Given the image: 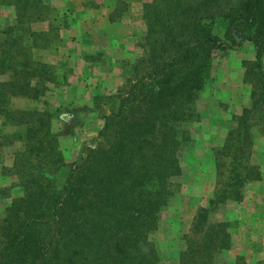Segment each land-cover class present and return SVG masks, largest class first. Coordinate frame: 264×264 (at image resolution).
Returning a JSON list of instances; mask_svg holds the SVG:
<instances>
[{"label":"trees","instance_id":"1","mask_svg":"<svg viewBox=\"0 0 264 264\" xmlns=\"http://www.w3.org/2000/svg\"><path fill=\"white\" fill-rule=\"evenodd\" d=\"M120 1L112 10L116 16L126 6ZM3 7H11L13 17L0 13V72H9L0 81V113L9 110L13 94L44 93L39 82L49 64L35 58L33 48L50 45L59 27L53 22L59 11L45 0H0V12ZM142 12V51L110 95L92 145L68 163L51 140L49 146L41 138L32 142L38 129L25 125L28 149L2 166L16 176L11 186L23 192L3 214L0 264H160L150 234L179 187L180 153L191 139L189 125L199 118L196 101L213 79L219 49L254 48V57L242 61L250 101L229 138L242 151L253 125L264 136V0H144ZM43 20L46 29L32 27ZM12 141L0 134V150ZM47 155V162L58 157L52 167L45 165ZM206 212L200 208L196 223ZM198 230L193 245L180 250L178 264H213L216 253L231 247L227 220Z\"/></svg>","mask_w":264,"mask_h":264},{"label":"rangeland","instance_id":"2","mask_svg":"<svg viewBox=\"0 0 264 264\" xmlns=\"http://www.w3.org/2000/svg\"><path fill=\"white\" fill-rule=\"evenodd\" d=\"M80 1L75 4L107 12L108 20L118 24L109 32L118 30L129 40L132 36L133 53L122 57V51H113L122 58V67L121 71L109 70L112 79L86 67L85 72L92 76L95 73L100 78L94 80L86 75L88 82L85 78L81 81L73 68L76 53L81 50L80 44L104 45L105 40L96 34L104 30V26H91L90 20H81L76 15L77 21L69 27L73 18L67 12H58L53 20L59 26L53 44H57L60 52L54 63H48V70L42 71L39 88L44 93L37 100L13 97V94L7 105L9 110L0 113V134L13 139L0 150V250L5 239L2 233L5 208L23 192L21 186H11L16 176L3 171L2 166L7 168L14 153L28 149L30 139L25 125L32 124L38 129L32 135V142L41 138L43 145L49 146L47 141L51 140L66 162L74 161L85 147L95 142L102 115L110 109V95L122 86L124 77L130 74L131 63L142 51L138 42L144 29V0H124L125 9L118 16L112 10L116 4H123L120 0ZM52 5L58 10L59 5ZM70 7L74 10L72 3ZM2 13L8 21L13 17L11 7H5ZM63 17L67 24L61 25ZM43 24L47 28L48 20ZM99 24L102 23L99 21ZM108 40L110 44L112 39ZM71 49L74 52L71 53ZM253 57L254 48L250 43L215 52L213 79L199 94L196 101L199 118L189 125L191 139L180 153L183 173L177 178L179 187L160 211L157 228L150 234L161 256L160 264H178L180 250L191 247L199 238L198 228L218 220H227L230 224L231 247L216 253L213 264H264V136L258 125H253L242 151L236 148L237 141L228 136L234 120L250 101L251 84L243 78L242 61ZM8 78L9 72H0V81ZM47 129L49 134L44 137ZM54 155V159L50 156L51 161L58 159ZM45 159L47 162L48 155ZM51 161L45 165L52 167ZM63 173L61 171L58 177L62 178ZM200 208H207L204 220L209 221L202 220L198 224Z\"/></svg>","mask_w":264,"mask_h":264},{"label":"crops","instance_id":"3","mask_svg":"<svg viewBox=\"0 0 264 264\" xmlns=\"http://www.w3.org/2000/svg\"><path fill=\"white\" fill-rule=\"evenodd\" d=\"M45 1H47L51 4H54L55 6L59 5L61 7L59 10V6H58L59 13L62 12V14H65L63 12H67L70 15V17L73 18L69 22V25H68L69 27H72L74 25V23L77 21L76 19H78V17H80L79 19H81V20H85V21L90 20L91 26H95V24H97L101 28L104 26V30H101L100 33L96 32L97 35H100L103 38V40H105L104 45L100 44L98 46H92L91 47L87 43H86V45H85V43L80 44L81 50H78L76 53L77 58L74 59V62L76 61V65L74 63L73 68H74V70H76V73L79 74L78 77H79V79L81 78L80 79L81 81L83 80V78L86 77V75H88V77L91 79L94 78V80L100 78L95 73L92 76V75L88 74L87 72H85L86 67L93 68L99 74L100 73L106 74L107 76H104V77H106L107 79L113 77V75H111V73H110L111 71H109V70H112V71L113 70H120L121 71L122 64H121L120 60H122V58H118L116 56L117 53H115L113 51L114 50L122 51V57H124L125 55H127V56L131 55V53H133V49H132L133 48V38H132V36H129L130 40L127 39V35L126 36L123 34L120 35L118 30L115 32H109L110 28H113L114 26H118V24L116 22H111L108 20L106 11L99 10L95 7L88 10V7L84 6V4L80 3V5H77V2L75 4V1H80V0H45ZM71 3L73 4L74 10L70 7ZM4 8L5 7H3L1 9V12H0L3 19H5L4 18L5 16L2 13V10ZM86 11L88 12V14H86ZM99 21L102 24H99ZM43 22H44V20L34 22L32 27L34 29H46V27H44ZM46 26H48V24ZM67 30H68V28H67ZM92 38H94V37H92ZM108 39H112V40H110V42H111L110 44L108 43L109 42ZM125 51H127V52H125ZM59 52H60V48L57 47V44H53V42L46 47H36V48L34 47L33 48V55L35 56V58H37L38 60H40L42 62H46V63H54L55 62L54 60L58 59V57H59L57 55ZM72 52H74L73 49H71V53ZM95 54H97V55L94 56ZM107 62H108V64H106ZM71 69H72V67L70 68V70ZM124 74H125V72H124ZM126 75H128V74H126ZM119 77H120V74L117 75L118 80H119ZM125 77H124V80H125ZM35 80L36 79L33 78V82ZM85 81L88 82V79L85 78ZM50 91H53V89H51ZM13 97H21V98L27 97L29 100H37V98H31V97L26 96V95H13Z\"/></svg>","mask_w":264,"mask_h":264}]
</instances>
